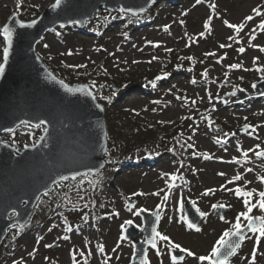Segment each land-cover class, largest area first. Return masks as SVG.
<instances>
[{
  "label": "rangeland",
  "instance_id": "rangeland-1",
  "mask_svg": "<svg viewBox=\"0 0 264 264\" xmlns=\"http://www.w3.org/2000/svg\"><path fill=\"white\" fill-rule=\"evenodd\" d=\"M54 2L0 0V28L15 11L30 20ZM212 3L215 11L209 7ZM151 7L156 8L155 15L102 13L80 29L68 27L73 30L62 33V28H56L47 33L37 50L62 78L71 75L80 80L77 82L89 83L101 102L120 91L110 111L124 112L143 128L160 129L159 137L178 138L183 149L170 147L160 154H148L138 166L119 164L118 169L106 165L97 176H106L109 181L102 185L107 200L97 210L92 193L85 196L96 184H89L84 192L81 185L62 190L63 205L56 215L33 234L22 236L4 259L5 264H130L135 247L122 237L126 221L141 228L140 212L156 210L160 213L158 231L196 254L188 257L183 253L185 258L179 264H201L197 257L208 255L223 232L232 228L238 214L246 210L244 197L238 198L221 186L256 189L252 203L264 191V157L255 155L264 151V95H258L259 90L253 87L264 79V71L258 70L264 69V51L260 50L264 48V30L258 27L264 15L253 11L264 13V0H202L200 4L195 0H160ZM249 15L253 20L247 21L239 34L223 23L239 24ZM209 16L210 30L204 27ZM99 20L110 25L96 29ZM221 44L231 46L221 48ZM240 48L245 51L240 52ZM233 64L241 67H230ZM143 88L151 90L144 93ZM233 92L246 96L234 95L223 101ZM246 124L254 130L245 129ZM20 134L19 140L12 136L6 139L24 146L35 143L41 132ZM249 149L252 151L245 157L243 153ZM117 152L111 142L107 159L120 162ZM238 173L243 180L229 183ZM173 175L178 178L173 180ZM207 189H214V194L202 196ZM165 195L167 201L163 200ZM185 202L207 214L199 227L187 226ZM212 205H224L231 212L221 219L214 215L220 207L213 209ZM252 214L264 215V211L254 208ZM241 221L247 223L243 218ZM256 235L250 232L246 236L228 264H264V237L257 242ZM65 236L68 239H63ZM142 240L143 234L137 238ZM100 245L104 252L98 250ZM158 248L160 255L149 248L150 264H172L167 243L158 241Z\"/></svg>",
  "mask_w": 264,
  "mask_h": 264
},
{
  "label": "water",
  "instance_id": "water-1",
  "mask_svg": "<svg viewBox=\"0 0 264 264\" xmlns=\"http://www.w3.org/2000/svg\"><path fill=\"white\" fill-rule=\"evenodd\" d=\"M155 1L160 0H62L59 7L53 8L55 0L32 20H23L14 12L5 23L12 29L11 46L2 32L5 25L0 28V64L5 69L0 76V248L12 230H22L30 224L43 197L56 186L97 175L106 164L108 127L104 106L89 84H71L56 74L39 56L37 46L56 28H83L101 13H116L120 8L132 10L125 14L139 16ZM5 48L8 49L7 61L4 60ZM255 89L260 90L258 95H264V80L258 82ZM234 95L245 97L246 93L233 92L222 99L228 101ZM41 128H44L43 134L33 145L21 147L5 139L6 135L21 129ZM61 176L69 179L62 181ZM197 209L193 203H184L186 220L195 227L204 219ZM13 211L16 215H12ZM157 212L159 210L151 214L140 212L143 227L128 224L125 228L123 238L135 246L130 264H140L141 259L147 257L151 246L146 241L153 226L158 230ZM230 212L229 208L220 207L215 216ZM249 232L244 228L245 237ZM141 234L145 239L137 242ZM171 254L183 255L176 250Z\"/></svg>",
  "mask_w": 264,
  "mask_h": 264
},
{
  "label": "trees",
  "instance_id": "trees-1",
  "mask_svg": "<svg viewBox=\"0 0 264 264\" xmlns=\"http://www.w3.org/2000/svg\"><path fill=\"white\" fill-rule=\"evenodd\" d=\"M156 11V9L150 8L147 15L152 13H154L155 15ZM96 23H94V25ZM109 25L110 23L107 20H99V23L95 25V28L97 29L100 26H104L105 28H107ZM71 30L73 29L62 30L61 32L65 33ZM60 36H62V34H59V37ZM65 78L69 82L80 81L72 77L71 75H65ZM118 88L121 89L120 86H118ZM143 90L145 89L143 88ZM150 90L151 89L148 88L144 91V93L150 92ZM118 93L120 95L121 92H113L110 96L108 95L106 99L102 100V103L106 107V117L109 129V146L112 142L113 147H116V149H118L117 153L121 157V160H119L120 162L108 160L109 162L107 166H115V168H118L119 164L126 165L127 167L131 165L138 166L140 163H142V161L148 154H160L164 151V149H169L170 147H175L176 149L181 148V150L183 149V145L181 147V143L178 138H168L166 136L159 137L158 132H161L160 129L153 127L143 128L142 126L135 125L132 122L133 120L124 112L113 110L110 111L112 104L118 97ZM162 133L165 134V132ZM12 137L17 140H19L20 137L22 138L20 133L14 134ZM78 180L70 181L66 184H63L61 187H57L50 195L43 199L42 203L35 213V216L33 217L31 224L26 229L21 231L14 230L8 235L0 250V264H5L4 259L8 255H10V253H12L14 249L19 245V241L22 236L33 234L36 229H40L43 225L48 224L52 220V218L56 215V212L60 209L59 205L60 207L63 205L61 191L66 189L67 187L74 188L81 185L85 187V189H83L84 192L85 190H87L89 184H96L92 187L91 190L88 188V193H86L85 195L87 197H90L92 193L95 210H97V208L101 206L105 200H107V198L103 196L104 194L102 192V185L109 183V181L106 180V176H88ZM84 181H87V183H84Z\"/></svg>",
  "mask_w": 264,
  "mask_h": 264
},
{
  "label": "snow or ice",
  "instance_id": "snow-or-ice-1",
  "mask_svg": "<svg viewBox=\"0 0 264 264\" xmlns=\"http://www.w3.org/2000/svg\"><path fill=\"white\" fill-rule=\"evenodd\" d=\"M196 4H200L202 2V0H195ZM62 3V0H56V3L54 5H52L53 8L59 7L60 4ZM209 7L215 11L216 9V5L215 3H212L209 5ZM117 11H119L120 13H128V12H132L131 9H125V8H120ZM141 11H143V9H141ZM254 12H256L257 16H261L264 15V13H261L259 10L257 9H253ZM253 17L251 15L246 16L244 18V21H242L239 24H233L230 23L227 20H224L223 23L230 29H233L237 34H239L244 28H245V24L247 21H252ZM212 21V16L208 17V21L205 23L204 27L205 29H209L210 30V24ZM78 21H74V23H77ZM35 21H32V24H34ZM32 24H29L28 26L31 27ZM23 26V25H22ZM61 27H64V25H61ZM258 27L261 30H264V21H262ZM165 30H167V26H165ZM3 34L6 36V38L8 39V44L9 46H11L12 43V29L5 25L2 29ZM201 36H203V33H201ZM252 39H255V37H251ZM229 39H234V37H229ZM157 47H159V45H156ZM231 45H226V44H221L220 47L224 48V47H230ZM45 47H47V45H45ZM240 52H244L245 49L244 48H240L238 49ZM261 51H264V48L260 49ZM168 51H171L170 49ZM210 55H214V53L210 54ZM8 59V49L5 48L4 50V60L7 61ZM155 59V57L153 58ZM188 59H192L191 57H188ZM69 67H79V66H72L70 65ZM230 67L232 68H239L241 67V65L239 64H233L230 65ZM259 71H264V69H258ZM4 65L0 64V76H2L4 74ZM203 75H207V73L205 72ZM157 79H160V77H157ZM153 83V87H155V83ZM193 83H195V81H193ZM253 87L255 88L256 85L253 84ZM68 91H71V89H67ZM193 103H195V101H193ZM247 119V118H245ZM44 122L41 121V124H43ZM245 129L248 128H253L254 127L251 125H244ZM5 131H9L11 132L12 129H5ZM45 131H47V129H45ZM43 139V137H42ZM189 147H192L191 145H189ZM259 147V146H257ZM248 151H252V149H249L247 151H245L243 153V155L246 157L248 155ZM195 154V153H194ZM255 155L257 157H264V151H258L255 153ZM205 159H211L210 156L205 155ZM102 167V165H101ZM251 171V169L249 170ZM219 175H226L225 173H219ZM178 177H176L175 175L172 176V179L175 180ZM69 179V177L67 176H61L60 180H67ZM72 179H75V176L72 177ZM243 177L241 174H236L232 180H229V183H232L233 181H242ZM261 181L264 182V177H261ZM54 183H56L54 181ZM222 189L227 190V191H233L234 194L239 198V197H244L243 203L245 206V211L241 212L238 214V216L235 219V223L232 225V228L225 230L223 232V234L221 235V237L219 238V240L216 242V244L212 247L211 252L208 255H201L199 257H197V259L201 262V264H228V260L229 257L234 256L236 254L237 249L240 248L241 246V242L245 240V235L244 233V228L246 227L248 229V231H250L251 233H253L254 235H256V239L257 242H259V239L261 237H264V215H254L253 213V209L254 208H259L261 211H264V191H261L258 193L259 199L256 203H252L251 198L253 197L254 193H256V189H251L248 191L242 190L241 187L237 186L235 189H226L224 188V186H221ZM214 189H207L205 190L201 195L202 196H207L210 193L214 194ZM143 194V193H141ZM156 195H158L159 193H155ZM45 195H47V193H45ZM164 201L168 200V195H165L163 197ZM213 209H216L217 207H224V205H212ZM144 211V210H141ZM197 211H199V209H197ZM12 215H16V212L13 211ZM201 216H205L207 215L204 212H200ZM155 216L157 218V220H159L160 218V213L157 212L155 213ZM241 218H243L244 221H246V224H243L241 221ZM221 219H223V217H221ZM126 223L131 224L132 221H126ZM189 228H193L195 227V225H193L191 222L188 223L187 225ZM69 231H71V229H68ZM197 231H199L200 229L197 228ZM63 239H68L67 236L63 237ZM158 241L163 243L166 242L168 245V249H169V254L171 256V262L172 264H179V262L184 260V255H175V254H171L172 250H179L180 253H185L188 257H195L196 254L186 248H182L180 244L178 243H174L169 236L162 234L160 231L157 230V228L155 226L152 227L151 229V233L150 236L148 237L146 243H148L152 249H156L157 255L161 254V250L158 248ZM47 247H51V245H46ZM100 252H104V246L100 245L99 249ZM113 251H115V249H113ZM90 254V253H89ZM81 256L84 255L83 252L80 253ZM256 258V250H253L252 253V260L253 262L255 261ZM73 259L75 260V256H73ZM140 264H150L149 260L147 259V257H143L140 261Z\"/></svg>",
  "mask_w": 264,
  "mask_h": 264
}]
</instances>
